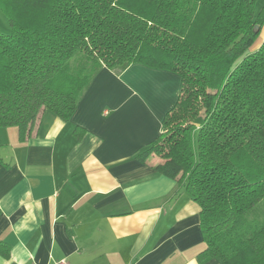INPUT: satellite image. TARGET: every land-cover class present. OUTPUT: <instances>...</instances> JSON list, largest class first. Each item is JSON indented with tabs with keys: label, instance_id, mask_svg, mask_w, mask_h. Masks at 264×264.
Instances as JSON below:
<instances>
[{
	"label": "trees",
	"instance_id": "16d2710c",
	"mask_svg": "<svg viewBox=\"0 0 264 264\" xmlns=\"http://www.w3.org/2000/svg\"><path fill=\"white\" fill-rule=\"evenodd\" d=\"M257 2L0 0L10 28L0 33V129L15 127L24 140L44 112L70 120L102 69L140 64L176 74V102L136 159L198 206L199 264H264V2L256 11Z\"/></svg>",
	"mask_w": 264,
	"mask_h": 264
},
{
	"label": "crops",
	"instance_id": "0c3cea01",
	"mask_svg": "<svg viewBox=\"0 0 264 264\" xmlns=\"http://www.w3.org/2000/svg\"><path fill=\"white\" fill-rule=\"evenodd\" d=\"M179 87L166 70L102 69L70 120L44 112L24 140L0 129V264H199L198 206L136 159Z\"/></svg>",
	"mask_w": 264,
	"mask_h": 264
},
{
	"label": "rangeland",
	"instance_id": "374dc122",
	"mask_svg": "<svg viewBox=\"0 0 264 264\" xmlns=\"http://www.w3.org/2000/svg\"><path fill=\"white\" fill-rule=\"evenodd\" d=\"M264 0H258L255 8L256 11L259 10L260 6L263 4ZM10 32V28H9V24H8V20L5 17V15L0 11V33H2L3 35L5 34H9Z\"/></svg>",
	"mask_w": 264,
	"mask_h": 264
},
{
	"label": "built area",
	"instance_id": "2783aa9c",
	"mask_svg": "<svg viewBox=\"0 0 264 264\" xmlns=\"http://www.w3.org/2000/svg\"><path fill=\"white\" fill-rule=\"evenodd\" d=\"M56 264H68L67 261L64 259V260H61L59 262H57Z\"/></svg>",
	"mask_w": 264,
	"mask_h": 264
},
{
	"label": "water",
	"instance_id": "95a60500",
	"mask_svg": "<svg viewBox=\"0 0 264 264\" xmlns=\"http://www.w3.org/2000/svg\"><path fill=\"white\" fill-rule=\"evenodd\" d=\"M254 31L257 32V31H258V27H255V28H254Z\"/></svg>",
	"mask_w": 264,
	"mask_h": 264
}]
</instances>
